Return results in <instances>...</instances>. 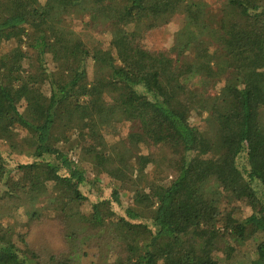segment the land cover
Returning a JSON list of instances; mask_svg holds the SVG:
<instances>
[{
    "label": "trees",
    "instance_id": "obj_1",
    "mask_svg": "<svg viewBox=\"0 0 264 264\" xmlns=\"http://www.w3.org/2000/svg\"><path fill=\"white\" fill-rule=\"evenodd\" d=\"M176 17L174 44L144 45ZM80 18L118 37L89 46ZM123 116L139 130L111 149ZM0 143V264L89 246L112 264H264V0H0ZM112 161L135 190L122 212L84 191ZM48 220L65 247L35 240Z\"/></svg>",
    "mask_w": 264,
    "mask_h": 264
},
{
    "label": "rangeland",
    "instance_id": "obj_2",
    "mask_svg": "<svg viewBox=\"0 0 264 264\" xmlns=\"http://www.w3.org/2000/svg\"><path fill=\"white\" fill-rule=\"evenodd\" d=\"M47 0H37V4H44ZM214 2V6L217 5L222 0H211ZM88 20L87 18L80 19H72L70 20L71 26L78 32V34L83 38L84 41L87 42L89 46L94 45L98 41H101L105 45H110L112 39L118 37L117 32L110 28L98 27L93 28L85 22ZM181 30V24L179 18H175L170 23L157 28L151 32H149L143 43L146 47L151 49H159L164 47H170L175 43L176 37L178 36ZM111 103V102H110ZM215 117L218 116V113L214 112ZM139 130L138 124H136L132 118L128 116H123L118 124V127L109 133H106L107 143L109 148L113 149L116 146L123 144L127 141V136L133 132ZM4 144L0 143V148L3 149ZM4 153H8V150H1ZM23 150L15 149L10 152L11 160L13 162L17 161H26L29 160L30 157L25 154H21ZM24 153V152H23ZM244 159V158H243ZM244 162V161H243ZM151 167L150 164H146L145 171H147ZM116 166L113 164V161L110 162L106 166V171L103 172L100 169L96 168L95 171H91L89 174L92 178H95V174H98V179L95 184H86L84 186L85 193L89 196L90 200H98L102 198H111L113 199L114 209L118 212H122L121 206L127 203H130L133 200V196H135V190L127 187L130 185L125 182V187L123 188V183L120 180H117L111 172L116 170ZM170 179V178H169ZM132 182V181H131ZM116 192H119V201H115ZM115 192V193H114ZM120 202V203H119ZM176 220V219H175ZM175 224L177 220L174 221ZM35 240L38 243H42L44 246H48L51 249H60L66 246V243L63 238L64 227L59 224V222L48 220L41 222L38 226H35ZM91 252L81 258V261L78 264H112V256L108 248L98 250L96 246L90 247ZM214 256L220 260L221 262L234 264V260H227L224 258V254L221 251H216ZM76 264V263H75Z\"/></svg>",
    "mask_w": 264,
    "mask_h": 264
}]
</instances>
